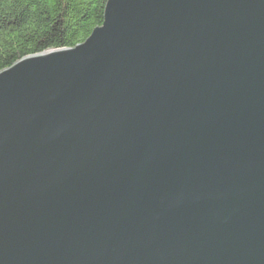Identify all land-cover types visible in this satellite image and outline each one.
<instances>
[{"label":"water","instance_id":"water-1","mask_svg":"<svg viewBox=\"0 0 264 264\" xmlns=\"http://www.w3.org/2000/svg\"><path fill=\"white\" fill-rule=\"evenodd\" d=\"M0 264H264V0H108L1 70Z\"/></svg>","mask_w":264,"mask_h":264},{"label":"trees","instance_id":"trees-1","mask_svg":"<svg viewBox=\"0 0 264 264\" xmlns=\"http://www.w3.org/2000/svg\"><path fill=\"white\" fill-rule=\"evenodd\" d=\"M108 0H0V71L19 59L86 41Z\"/></svg>","mask_w":264,"mask_h":264}]
</instances>
